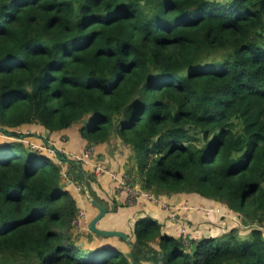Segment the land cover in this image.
I'll return each mask as SVG.
<instances>
[{"label":"trees","instance_id":"1","mask_svg":"<svg viewBox=\"0 0 264 264\" xmlns=\"http://www.w3.org/2000/svg\"><path fill=\"white\" fill-rule=\"evenodd\" d=\"M77 123L133 146L140 188L239 223L187 245L144 214L128 250L82 245L58 159L0 136V264H264V0H0V127Z\"/></svg>","mask_w":264,"mask_h":264},{"label":"crops","instance_id":"2","mask_svg":"<svg viewBox=\"0 0 264 264\" xmlns=\"http://www.w3.org/2000/svg\"><path fill=\"white\" fill-rule=\"evenodd\" d=\"M80 126L81 123H77L64 131L53 132L43 129L40 124L17 128L23 131L19 140L49 153L58 159L63 167L66 183L77 199L79 211L86 213L85 220L79 226L74 225V234L79 243L82 245L91 243L97 246L109 243L125 250L130 248L120 236L106 238L89 228L90 221L99 213V208L92 203L86 190L77 187L80 184L94 190L98 195L96 198L107 208V213L97 222L98 227L124 231L134 240L135 220L144 214H150L162 224L165 232L180 236V226L169 216L167 208L144 197H139L136 203L128 202L127 192L118 189L108 173L98 170L97 166L100 164L115 169L118 173H128L134 181L138 173L133 146L126 145L120 139L113 137L108 142L96 144V154L89 161H77L68 157L69 151L81 152L90 144L81 136ZM52 147L57 150L58 155L50 152ZM136 184L139 186L138 182ZM159 195L174 206L178 214L186 217L190 230L194 233V239H199L208 233H211V236L222 235L239 223L235 212L227 210L221 203L199 195L193 193ZM199 227H202V232L201 229L198 232Z\"/></svg>","mask_w":264,"mask_h":264},{"label":"built area","instance_id":"3","mask_svg":"<svg viewBox=\"0 0 264 264\" xmlns=\"http://www.w3.org/2000/svg\"><path fill=\"white\" fill-rule=\"evenodd\" d=\"M56 149L52 147L51 153L58 155L56 153ZM68 157L77 160V161H89L94 154H96V144L90 143L84 150L81 152H71L68 153ZM98 170H101L105 173H108L111 178L115 181L116 186L118 189L124 190L128 194V202L130 203H136L139 197H144L147 200H152L154 202L160 203L165 208L169 210V216L174 219L180 226V235L182 240L187 244L190 245L192 242L191 236V230L190 226L187 222V219L185 216L178 214L176 212V209L174 206H172L168 201L164 200L159 194H156L150 190H146L143 188H140L137 186L133 178L128 173H118L115 169L103 166L98 164L97 166ZM81 190H85V186L78 185L77 186ZM86 218V213L79 211V213L76 215L75 219L73 220V224L75 226H79Z\"/></svg>","mask_w":264,"mask_h":264},{"label":"water","instance_id":"4","mask_svg":"<svg viewBox=\"0 0 264 264\" xmlns=\"http://www.w3.org/2000/svg\"><path fill=\"white\" fill-rule=\"evenodd\" d=\"M0 128L2 129V131L10 134V132L7 130V128H5V127H0ZM85 190H86L88 197L91 199L92 203L99 208V213L90 221L89 228L92 231H94V232H96L99 235H102L104 237L120 236V237L125 239L127 244H130L131 246H133L134 242L129 237L128 233L121 231V230H118V229H102V228L97 226V222L107 213V208L98 198H96L93 195V193L91 192V190L88 187H86ZM105 246L110 247L111 244H105ZM163 259H164V253L160 252L159 257H158V261L155 264H164Z\"/></svg>","mask_w":264,"mask_h":264},{"label":"rangeland","instance_id":"5","mask_svg":"<svg viewBox=\"0 0 264 264\" xmlns=\"http://www.w3.org/2000/svg\"><path fill=\"white\" fill-rule=\"evenodd\" d=\"M214 56H218V57H222L223 55H222V53H216V54H214V53H212V54H209V58H212V57H214ZM13 130V129H12ZM12 130H11V132H12ZM14 131H16L17 133H20L19 135H9V134H7V133H5L4 131H2V129L0 128V136H3V137H6V138H8V139H11V140H17L21 135H22V133H23V131L20 129H15ZM26 135L28 136V133L26 132ZM26 137V136H25ZM70 153L72 152L73 153V151H69ZM262 224H264V218H263V221H262ZM202 227H199V230H198V232L200 231V229H201ZM236 230V232L238 231L239 233H238V235L241 237V238H246L247 236H248V239L250 240L251 239V237H252V235H251V228H249L248 226H241V227H239V228H237V229H235ZM247 230H249V231H247ZM193 231H195V230H193ZM204 231V230H203ZM201 232H202V229H201ZM206 232H208V231H206ZM192 233V232H191ZM193 235H194V233H192V236H191V239L193 240L194 238H193ZM208 235H211V233H208ZM237 235V236H238ZM240 239V238H239ZM192 243V242H191Z\"/></svg>","mask_w":264,"mask_h":264}]
</instances>
